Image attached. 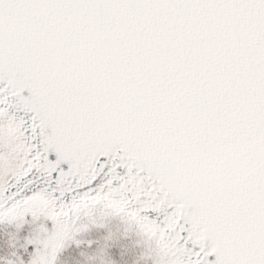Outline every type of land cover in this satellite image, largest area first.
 <instances>
[{"label": "snow or ice", "instance_id": "6c2138e0", "mask_svg": "<svg viewBox=\"0 0 264 264\" xmlns=\"http://www.w3.org/2000/svg\"><path fill=\"white\" fill-rule=\"evenodd\" d=\"M0 264H264V0H0Z\"/></svg>", "mask_w": 264, "mask_h": 264}]
</instances>
